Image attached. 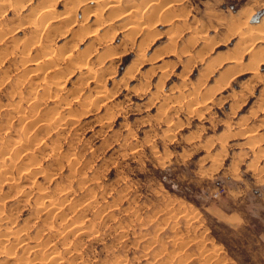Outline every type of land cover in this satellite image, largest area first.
<instances>
[{
	"label": "rangeland",
	"instance_id": "1",
	"mask_svg": "<svg viewBox=\"0 0 264 264\" xmlns=\"http://www.w3.org/2000/svg\"><path fill=\"white\" fill-rule=\"evenodd\" d=\"M42 1L0 0V27L6 29V32L16 29L13 37L9 35L1 40L0 36V91H4L0 92L1 105L7 103L9 98L7 94L4 95V89L15 87L12 86L14 79L16 81L23 78L26 87L22 90L29 87V83L33 81L28 75L26 77V74L17 76L16 79L23 63H20V54L15 56V53L17 49H21L22 42H31L35 37L34 32H31L32 27L28 24L32 17L28 12L31 10L33 13L35 9L40 8ZM51 1L44 0L43 6L53 4V16L59 15L62 19L64 15L61 14L67 16V12H74L71 3L63 0ZM5 2L9 3L8 8ZM175 3H178L172 11L176 15L175 18L168 14L166 16L170 19L165 20V23V15H161L160 20L157 19L160 22L154 21L152 25L156 33L152 31L149 37L140 32L128 33L131 30L125 27V21H118L119 17L111 25L98 26L92 15L95 7H81L77 17L73 13L76 18L69 14L77 25L73 23L65 27L66 22L63 24L62 21L65 19H62V25H57L64 27L59 31V36L52 28L49 30L52 47L59 51L63 44L66 45L62 46L64 48L61 51L67 52L73 50V47L76 55L78 51H85L83 49H96L99 46L93 40L103 35L108 41L104 47L109 46L108 57L106 60L104 58V64L99 66L105 70L99 75L100 79L104 74L105 80L87 83L88 81L82 78L84 75L80 68L72 67V72L66 69L64 74L62 73V77H66L62 79H66L63 81V97H71L73 100L71 91H75L81 84L84 93L79 96L85 100V96L89 98V95L94 100L99 88L106 89L108 99L105 104L95 102L97 109L93 108L90 114L81 116L78 126L69 125L62 133V141L56 139V133L47 138L48 144L55 136V141H61V144L58 142L60 147L63 145V150H59L60 160L63 159V154H68L69 151V156L79 159L81 171L76 180L87 182L84 181L86 186L83 184L82 189H76V180L73 181L74 189L81 190L74 193L73 197L83 202L82 199L93 196L91 199L98 202L91 210L92 213L95 209L97 211L103 207L107 212L116 211L114 220L104 221L103 225L107 227L98 225V228L102 229L100 240L96 244H84L81 256L87 261L86 264H117L118 259L126 264H154L150 262L153 260H170L169 264H264V44L255 46L250 55H246L243 68H228L232 55L233 58H236L238 53L237 57L240 56L243 48L248 45L245 40L251 36L252 32L249 30L256 33L264 28V0H176ZM139 4L144 7L146 1ZM182 6L184 10L178 14ZM69 8L70 10H67ZM84 9H87L86 14L89 17L83 16ZM83 17L87 19H82ZM68 20L66 18L67 22ZM79 25H82L83 29ZM96 33L97 35L93 36ZM182 48L185 50L181 51ZM16 66L19 69H16ZM106 67L109 70H106ZM28 70L31 71V68ZM197 89L201 93L199 96L206 99L205 101H214L213 105L209 104L211 109L208 105L192 106L188 103L189 97H192ZM26 90L24 92H27ZM76 106L74 103L73 111L81 110V107ZM196 107H201L199 111L202 113H196ZM5 121V117L0 118V127L5 125ZM1 130L0 138L7 140L17 133L16 127L12 132ZM246 131L252 132V138L245 136ZM72 142L73 146L68 150ZM43 159L42 168L50 167L49 163L53 162V158ZM65 162L64 171L56 172L59 173L56 182L62 183L61 187L67 185L65 180L71 172L68 162ZM39 181L44 187H56V182L53 184L43 178H39ZM88 187L94 189L95 195H88ZM7 192L9 189L6 186L5 193ZM215 194L219 196L215 197ZM20 198H12L13 210L16 209L14 216L18 217L21 225L29 220L28 223L33 226V203L28 206ZM9 206L10 204L8 209ZM117 224L121 227L124 225L123 231L119 232L120 227L118 228ZM31 231L35 233L34 228ZM155 233H158V236ZM147 240L151 241V248H148L150 241L146 242ZM170 251L174 254L173 257L170 256ZM152 253L156 256L162 253L161 257L164 258L149 260ZM7 264H13V261H8Z\"/></svg>",
	"mask_w": 264,
	"mask_h": 264
},
{
	"label": "bare ground",
	"instance_id": "2",
	"mask_svg": "<svg viewBox=\"0 0 264 264\" xmlns=\"http://www.w3.org/2000/svg\"><path fill=\"white\" fill-rule=\"evenodd\" d=\"M49 1H51V0H49ZM63 1H66L67 3H71V5L74 9V12H72V14L67 12V14H68L67 16H65V14H61V15H64V17L63 16H61V17H63L62 19H65V20L60 19V17H58L59 15L53 16V9H52L53 4L50 5L48 3V5H45L46 4V2H45L44 3L45 6H43L44 0L41 2L42 7L41 6H40V8L36 7L38 9H35V10L32 8V10H34L33 13H31V10H30V12H28V15L32 16L30 18L31 21L28 22V24L30 27H32L31 30L32 29L33 30L31 32H34L35 35L33 34V36H35V37L32 38L31 42H28V41L22 42L21 49L16 48L17 52L15 53V56L17 55V53H19L20 59H21L20 63H23L21 65V68H22L21 71H18V73L16 75V79H18L17 76L26 74L25 76L27 77V75H28L31 78V80H33V81L32 82L30 81L31 84L29 83V87H27L28 89L27 88L24 89V90L27 89L26 90L27 92H24V90H22V89L26 86H24V82L22 80L23 78L21 77L22 79H18L16 81L14 79L13 80L14 84L13 83H11V84H13L12 86L15 85V87H10L7 90L4 89L6 91V93L4 95L7 94V96H8L7 98H9L7 103L3 102L5 104H3V105L0 104V118L1 117L6 118V121H5L6 123L4 122L5 125L3 127H0V129H2L1 131L5 130L6 132H12V129H14L15 127L17 128V133H14V137L11 136L10 138H8V140L0 138V258H2V260L0 259V264H7L8 261H11V262L13 261V264H86L87 261L84 260V258L81 256L82 255L81 251L84 247V244L86 242H89L90 244H92V243L96 244L100 240L99 236L101 234L100 232L102 231V229L98 228V225L102 224L101 226H104L105 224L103 225V223L107 219L108 220H110V219L114 220L115 219V213H114V212H116L115 210H114V212L113 211L107 212L106 209H104V207H103L101 210L99 208V210L96 211V209H95V211L93 213L91 212V210L95 208V206L97 205V202H98L97 200H95V201L92 200L93 196H91V198H92L91 199V198H88L87 195H85L87 198H86V200L82 199L83 202L81 200L75 199L73 197V195L75 196L74 193L79 191V190L76 191V189H82L83 184L87 181L76 180V177L79 174V171H81V166H80L78 157L76 158L75 156L74 157L69 156L70 151L69 152L67 151L68 154L62 153L63 159L60 160L59 159V155H60L59 150H61V151L63 150V145H61V147L58 145V142L60 143L63 140L62 136H64V135L62 133L66 130V128L69 125H71V126L77 125V123L80 121L79 118L81 116H84V115L86 116V115L90 114L91 110L93 108H95V102H97L98 104L102 103V102L104 103L105 100L108 99L107 94H106V93H108V91H106V89H104V88H101V89L99 88V90L96 91L97 96L95 97L94 100H92L90 95L88 97L91 99L87 98V96H85L87 100H85V98H81L79 95L84 93V92H83V88L81 87L83 85L80 84L81 82L79 83V80H78V83L80 84L79 87H76L77 89L75 91H73L74 89L72 91L70 90L72 92L73 97H74V99L72 98L73 100H71V97L69 98V97H65V96L63 97L62 96V93H63L64 88H65V86H63L64 85L63 81H66V79L62 81V79L65 77V76L62 77V73L64 70L66 71V69H67V71L70 70V72H72V70H73L72 67L73 68H80L81 72H83V75H84V77L82 76V78H85L84 80L88 81L87 83H94L95 81H98V80L102 81L103 79L105 80L106 77L104 76V74L101 76V79H100L99 75L102 72H104L105 70H103V68L100 69L99 66L104 64L105 61H103V60H104V58L106 60V58L108 57V54H109L108 50H107V48L109 46L107 48L104 47L105 44L108 42V41H106L107 37H105L104 35L100 36L101 34L99 35L100 37L96 36L97 38H95L93 41H95L97 43V45L99 46L98 48H96V49H83L85 51H78V55H76L75 51H74L75 48H73V47H71L73 50L70 49V51H67L68 49L66 48L67 52L61 51V49L64 48V47L62 48V46H65L66 44L65 45L63 44L61 46L60 51L55 49L54 47H52L53 41H50L51 40V31L49 32V30H52V29L55 30V32H58L57 33V35H58L59 31L64 28L63 26H62L63 28H61V26H59L60 27V29H59V27L57 26V25H60L62 23V21H63V24L66 22L64 24V26L68 25V27H69V25H71L75 22L74 19L71 20L70 15H73V13H74L77 17V14H79V12H81V7H84L87 9H90L91 7H95L94 13L92 15L95 17L94 21H95V23L97 22L96 24L98 26L99 25L103 26L105 24L111 25V24L115 23L116 22L115 19L117 20V18L119 17L118 21H121V22L125 21L126 22V25L124 24L125 27L127 26V28L129 30H131L128 33L133 31V32H137L135 34H138L140 32L142 34H146V36L149 37V35H152V31H153L152 25L154 24V21L160 22L158 20H160L159 18L161 17V15H165L163 17H165L166 19L162 18V19H164V22H165V20H168V18L170 19V17L167 18L168 14H172V18L173 17L175 18L176 15L174 14V12L172 13V11H174V9H173L174 6L178 5V3H175L176 0L175 1L174 0H145L146 4L144 7H142L141 4L145 3V2H142L141 4H139V2L144 1V0H139V1L138 0H63ZM177 2H179V1H177ZM5 3H6V6H7V4H9L7 2H5ZM38 3L39 2H37V5H39ZM21 5H23V4H21ZM26 5H28V4H26ZM142 5H144V4H142ZM8 6H7V8H8ZM11 6H10V8H11ZM20 7H22V6H20ZM17 8H18V6H17ZM22 8H25V7H22ZM18 9H20V8H18ZM87 9H84L85 14L87 12ZM5 10H3V11H5ZM13 10H14V8H13ZM67 10H70V8ZM175 10H177V8H175ZM179 10L180 11L177 12L178 14L181 13V10H184L183 6ZM14 12H16V9ZM89 12H91V11H89ZM184 13H186V12H184ZM85 14L83 16L88 15V14H86V15ZM178 14H177V16L181 17ZM28 15H27V17H29ZM75 15H73V17H75ZM87 17H89V16H87ZM66 18L69 19L68 22L66 21ZM82 19H85V18L83 17ZM249 19H251V15H249ZM161 21H163V20H161ZM16 22H18V21H16ZM164 22H162V23H164ZM172 22H173V20H172ZM248 22H247L246 26H248V24H249ZM0 25L2 26V24H0ZM3 25H5V24H3ZM75 25H77V24H75ZM167 25H169V24H167ZM29 26H27V27H29ZM79 26L81 27L82 25H79ZM249 27H251V26L249 25ZM86 28H88V27H86ZM109 28H111V27H109ZM9 29H12V28H9ZM81 29H83V28L81 27ZM101 29L102 28H100V30ZM249 29L250 28H248V30ZM15 31H16V29H15ZM15 31L10 30L9 32L8 31L6 32V29H4L3 27H0L1 40L4 39L5 37L9 36V35H12L11 37H13L14 36L13 34L15 33ZM18 31H20V30H18ZM91 31H93V30H91ZM110 31H112V30L110 29ZM177 31H178V29H177ZM108 32H109V30H108ZM153 32L156 33V31H153ZM249 32H252L251 36L253 38H251V36L246 33L248 35V37L250 36V38H251L250 39V38L246 37L247 40H245V41L247 43L246 42L245 43L248 45H246V47L243 48L244 51L241 52L240 56L237 57V55L239 53L237 55L235 54L236 58L235 57L233 58V55H232L231 63H229L230 66L228 68H230L232 66L233 69H235V68L241 67L242 65L244 66L243 63H244V59H245L246 55L248 53L250 55V53L254 50L255 46H257V45L260 46L261 44L262 45L264 44V28L256 31V33L253 32L252 30H249ZM109 33H107V34H109ZM171 33L173 34L172 31H171ZM52 34H54V33H52ZM73 34H75V33H73ZM131 34H134V33H131ZM95 35H97V33L94 34L93 36H95ZM74 36L76 37V35H74ZM130 36H129V38H131ZM194 36H196V35H194ZM11 37H9V38H11ZM54 37H55V35H54ZM190 37H193V36H190ZM17 38H19V37H17ZM65 38H67V37H65ZM145 38H144V40L147 39V38L146 39ZM109 39H110V37H109ZM125 39H126V37H125ZM127 39H128V37H127ZM207 39H208V37H207ZM9 40L10 39H8V41ZM12 40H14V39H12ZM110 40H113V39H110ZM132 40L133 39L131 38V41ZM203 40H204V38H203ZM17 41H18V39H16L15 42H17ZM5 43H7V42H5ZM18 43H20V42H18ZM91 43H93V42H91ZM91 43H90V45H91ZM132 44L135 45L134 42ZM206 44H208V43H206ZM76 45H77V43H76ZM119 45H121V44H119ZM190 45H191V42H190ZM10 46H12V45H10ZM10 46H9V49H10ZM73 46H74V44H73ZM123 46L124 45H122V47ZM175 47H176V45H175ZM187 47L188 46L186 45L185 48H187ZM94 48H95V46H94ZM92 50H94L93 53H91ZM100 50H102V51H100ZM143 50L144 49H142V51ZM182 50H185V49L182 48L181 51ZM202 51H204V50L202 49ZM261 51H262V49H261ZM61 52H63V53H61ZM7 54H8V52H6L5 55H7ZM262 54L264 56L263 52H262ZM5 55H3V56H5ZM202 56H203V54H202ZM201 57H200V60H201ZM256 57H258V55ZM189 60H191V58ZM258 60H260V59H258ZM17 61H19V60H17ZM189 62H191V61H189ZM250 62H251V60H250ZM139 63H141V62L139 61ZM209 64L211 65V63H209ZM248 64H249V62H248ZM65 66H67V68H65ZM206 66H208V65H206ZM243 66H242V68H243ZM17 68L18 67L16 66V69ZM29 68H31V71L28 70ZM161 68H163V67H161ZM134 69H136V68H134ZM106 70H109V69H107V67H106ZM237 70H239V69H237ZM246 70H247V67H246ZM242 71H245V70H242ZM1 72H3V70ZM128 73H130V72H128ZM256 74H258V73H256ZM68 75H69V73H68ZM202 75L204 76V74H202ZM231 76H233V75H231ZM226 77H228V76H226ZM222 79H224V78H222ZM5 81H7V80H5ZM5 81H3V82H5ZM83 83L86 84L85 82H83ZM118 83H119V81H118ZM11 84H9V85H11ZM221 88H223V87H221ZM197 90L198 91L194 92V94L196 96H193L194 95L193 94L192 97H189L190 99L188 100L189 101L188 103L192 104V106H193V104L196 106L197 105L199 106L200 104H202V106H204V107H205V105H208L207 107H209V104L210 105L214 104V101H212V100L207 99V101H205L206 99L204 100L203 97L199 96V94H201L199 89H197ZM1 91H3V90H1ZM211 92H212V90H211ZM216 92H217V90H216ZM208 94H209V92H208ZM70 96H71V94H70ZM185 97H187V96H185ZM204 97H206V96H204ZM178 99L181 100L182 98H178ZM74 103L77 104L78 107H81V110L79 109L77 111H73L74 110V108H73ZM187 104H186V106H187ZM200 108H197V109L194 108V111H198L196 113H202V112H200L201 111ZM95 109H97V108H95ZM193 114L194 113L192 112V115ZM201 116H202V114H201ZM106 120H108V119H106ZM52 133L57 134V137L55 136L56 139H60V140L62 139V140L61 141L60 140L55 141L56 139L54 137L53 138L54 140L53 141L51 140L52 142H50V144H48L49 139H47V138H50ZM246 133L247 134L245 136L251 137V134H252L251 131H249V132L246 131ZM166 136H168V134ZM72 146H73V142H72V144L70 143L68 150H70V148ZM135 151H136V149H135ZM45 157H49V158L52 157L53 158L51 160L53 162H50L51 164L49 163L50 167H48V168L47 167L42 168V166H41L42 165L41 162L44 160L43 158H45ZM45 160H47V159H45ZM65 161L68 162V167H69L71 172L69 173V175L67 176V179L65 180V182L67 181L66 182L67 185H63V187H61L62 183L56 182L58 177H59V173H56V172H57V170L58 171L60 170L61 172L64 171V162ZM88 165H89V163H88ZM79 167H80V170H79ZM84 168L86 170V167H84ZM83 170L84 169H82V171ZM84 173H87V172H84ZM39 178H43V179L47 180V182L50 181L51 183L56 182L55 185L57 188L54 187V188L50 189V188H47L48 186L44 187V185H42L40 183ZM81 178H79V179H81ZM74 180H76V184H77L76 189H74V184H73ZM87 180H88V178H87ZM95 184H97V183H95ZM6 186L9 189V192H7V193H5ZM93 190L94 189L89 188V189H87L86 192H90V193H88V195L89 194L95 195ZM4 193H5V195H4ZM97 195H98V193H97ZM14 196L21 197L20 198L21 201H24L25 202L24 204L27 203L28 206H30L31 203H33V206L31 205L34 209L33 214L35 216V217L32 216L34 218V221H35V223L33 222L34 224L32 223L33 226H31V224L28 223L29 220L26 221L25 223H23V225H21L18 221L19 220L18 217H15L16 215H15L14 211H16V209L13 210L14 205L11 204L12 198ZM95 199H97V197ZM8 204H10L9 209H8ZM98 205H99V203H98ZM172 205H173V203H172ZM166 207H169V206H166ZM96 208H98V207H96ZM110 208H111V206H110ZM18 210H19V208H18ZM168 210H169V208H168ZM144 221H146V220H144ZM105 223H107V222H105ZM118 224H117L118 228L120 227L119 232L123 231L122 228L124 229V227H123L124 225L121 227V226H119L121 224H119V225ZM104 227H107V226H104ZM33 228L35 230V233H32V231H31ZM145 228H147V227H145ZM156 228H155V231H156ZM112 230H114V229H112ZM127 232H128V230H127ZM147 232L148 231H146V234H147ZM123 234L125 235V233H123ZM145 235H143L144 238L146 236H148V235H146V236ZM149 238H151V237H149ZM153 238H155V237H153ZM170 238H172V237H170ZM120 239H121V237H120ZM156 239H157V237H156ZM163 239H161V240L163 241ZM148 241H150V240H147L146 242H148ZM152 243H153V241H152ZM173 243H174V241H173ZM158 244H160V243H158ZM138 245H139V243H138ZM149 245H151V241H150V244H148V248H151L153 246L152 245L150 247ZM146 247H147V245H146ZM160 248H161V246H160ZM203 248H205V247H203ZM163 250L161 251L162 253H163ZM165 250H167V248ZM199 250H200V248H199ZM151 252H153V251L151 250ZM155 252L156 251H154V253ZM171 252L172 251H170V253ZM174 252H175V250H174ZM154 253H152L151 256L149 255V260H150V258L151 259H157L158 257H159V259L164 258V257H161L162 253L159 254L158 256H156ZM172 254L173 253H171V255H170L171 257H173ZM147 255H145V256H147ZM166 255H168V254H166ZM171 257H169V259H172ZM201 257H203V254ZM207 259H209V258H207ZM78 260L80 262H78ZM2 261H5L6 263H3ZM114 261L117 262V260H114ZM166 261L158 260L155 262V260H153L150 262H152L154 264H169L170 260H168L169 262L168 261L166 262ZM125 262H126V260H125ZM211 263H213V262H211ZM117 264H126V263H124V261L118 259ZM179 264H181V263H179Z\"/></svg>",
	"mask_w": 264,
	"mask_h": 264
},
{
	"label": "built area",
	"instance_id": "3",
	"mask_svg": "<svg viewBox=\"0 0 264 264\" xmlns=\"http://www.w3.org/2000/svg\"><path fill=\"white\" fill-rule=\"evenodd\" d=\"M219 195L218 194H215V197H218Z\"/></svg>",
	"mask_w": 264,
	"mask_h": 264
},
{
	"label": "water",
	"instance_id": "4",
	"mask_svg": "<svg viewBox=\"0 0 264 264\" xmlns=\"http://www.w3.org/2000/svg\"><path fill=\"white\" fill-rule=\"evenodd\" d=\"M257 20V19H256ZM253 22H255V21H253Z\"/></svg>",
	"mask_w": 264,
	"mask_h": 264
},
{
	"label": "crops",
	"instance_id": "5",
	"mask_svg": "<svg viewBox=\"0 0 264 264\" xmlns=\"http://www.w3.org/2000/svg\"><path fill=\"white\" fill-rule=\"evenodd\" d=\"M257 13V12H256Z\"/></svg>",
	"mask_w": 264,
	"mask_h": 264
}]
</instances>
